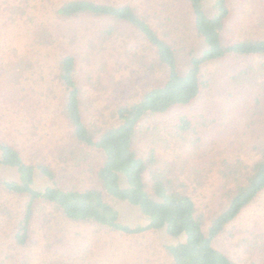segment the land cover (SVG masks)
I'll list each match as a JSON object with an SVG mask.
<instances>
[{
  "label": "trees",
  "instance_id": "obj_1",
  "mask_svg": "<svg viewBox=\"0 0 264 264\" xmlns=\"http://www.w3.org/2000/svg\"><path fill=\"white\" fill-rule=\"evenodd\" d=\"M184 1L190 8L191 29L203 43L201 52L182 51L173 39L177 30L170 27V16L156 11L153 15L149 8L140 10L131 2L63 0L51 6L53 15L46 18L38 12L29 14L23 5L0 7V15L8 11L7 21L16 23L19 29L12 38L19 46L11 43L10 48L14 58L0 61V97L17 113L25 110L19 104L22 99L11 92L5 96V89H13L22 67L40 60L35 54L56 51L62 112L71 133L70 141L57 149L54 163L28 161L18 146L0 138V167L13 168L18 174L17 178L0 175V225L7 227L6 251L0 253V264H33L34 257L28 249L37 243H47L43 257L49 264H73V247L64 227L71 224H88L125 234L163 230L174 240L166 245L173 264H238L218 249L214 240L264 191V142L256 143L259 158L252 165L241 160L222 161L223 202L208 215L193 196L195 183L202 185L206 178L203 168L191 170V160L178 162L165 156L156 141L141 153L136 142L142 121L152 116L165 117L163 128L157 126L153 132L166 142L178 137L187 141L191 132L199 133L195 117L183 112L217 90L214 77L203 72L211 62L222 64L219 89H230L229 98H235L233 91L240 87H246L249 93V97L225 100L224 106L216 104L224 109L222 116L228 126L232 122L238 127L235 113L247 121L264 113L263 69L246 61L264 57V0H249L256 17L248 19L252 25L244 24L254 31L252 35L239 33L233 19V0H212L209 7L207 0ZM21 18L22 25L16 21ZM82 18L101 22L97 34L88 31L87 26L83 32L82 27L73 24ZM152 20H157L164 32ZM126 31L129 37L135 35L141 40L142 49L130 50V43L123 39L125 46L119 54L138 56L146 84L141 90L133 85L127 99L116 104L112 112L117 121L114 124L89 121L83 108L84 85L79 65L82 61L93 62L94 50L83 56L74 42L82 39L87 44L97 35L104 47L95 54L102 55L107 42ZM27 47L31 48L28 54L34 55L24 53L23 48ZM175 111L177 115L173 114ZM195 151L190 152L192 157ZM38 175L46 177L50 184L37 187ZM110 200L139 208L146 223H123ZM38 232L41 237H37ZM246 264L262 263L249 260Z\"/></svg>",
  "mask_w": 264,
  "mask_h": 264
},
{
  "label": "rangeland",
  "instance_id": "obj_2",
  "mask_svg": "<svg viewBox=\"0 0 264 264\" xmlns=\"http://www.w3.org/2000/svg\"><path fill=\"white\" fill-rule=\"evenodd\" d=\"M61 1L63 0H0V7L23 5L26 6L24 9L29 14L38 12L39 15L46 18L53 15L51 6ZM109 1L131 2L140 10L149 8L153 15L156 11L164 17L170 16L173 20L170 27L177 30L175 31L177 33L173 34V39L179 43L182 51L184 53L190 52L191 49L196 52L202 51L203 43L191 29V12L189 5L184 0ZM233 2L236 5L233 19L239 26V33L242 35L254 34V31L244 24L249 18L256 17L255 13L252 14V12H256L254 5L249 0H233ZM211 4L212 0H207V6L209 7ZM8 16V11L0 15V61L4 60L5 62L14 58V54L11 55L10 51L11 43L19 46V43L16 44V40L12 39L15 32L19 30L18 25L9 23ZM16 21L21 24L24 19ZM78 21H74L73 24L79 25L82 30L84 26H87L88 31L96 34L101 23L92 18H82ZM152 21L161 32H164L163 28L159 27L157 20ZM247 24H251V22ZM129 35V31H126L114 41L107 42V47L103 50L105 55L95 54L104 47L97 35L94 41L87 44L82 39L74 42L83 56L94 50L91 56H95V60L88 63L82 61L79 65L80 78L84 85L83 108L89 121L103 125L114 124L117 121L112 116V112L116 104L127 99L128 95L126 96V94H129L133 85L141 90L146 84L144 66L140 64L138 56L119 54V52H123L122 46H125L123 39H127L130 43V50L140 51L142 49L141 40L135 35L130 37ZM20 51L22 52V49ZM23 51L28 54L27 51L30 52L31 48H23ZM55 52L50 51L47 55L44 50L42 51L44 55L31 53L40 57V60L33 65L22 67L23 72L18 78L19 80H16L17 83L15 82L13 89H5V96L11 92L15 98L22 99L19 104L25 110L17 113L15 107L10 103L7 104L2 95L0 97V138L7 139L18 146L28 161L44 160L54 163L57 149L70 141V127L62 112V93L56 78L58 68ZM31 54L28 55L31 56ZM100 60L108 63L111 69L106 64H102ZM246 61L262 68L264 73V57L248 58ZM222 67L220 62H211L204 67L203 72L214 77L217 90L211 91L203 101L196 102L194 106L188 107L183 112L195 117L198 122V134L191 132L187 141L178 137L171 139V143L166 142L161 135L153 132L157 126L163 128L165 117L152 116L142 121L140 135L136 142L137 149L141 153L145 152L153 141H156L165 156L178 162L185 161L184 159L191 160L193 165L191 170L195 167L203 168L201 169L203 172H201L206 178L202 185L195 183L193 196L198 206L207 215L210 211L219 208L223 202L222 161L241 160L244 164L252 165L259 158L258 150L255 148L256 143L264 142V113L262 115L259 113L256 119L249 118V121L243 116L241 117L240 113H235L234 115H237L239 119L236 128L235 123L232 122H229L232 126H228L225 117L222 116L224 109L216 104L223 103L221 105L224 106V101L227 99H237L245 95L249 97L246 87H240L238 91H233L235 98H229L230 89H219L218 82H222ZM106 70L109 73H106ZM13 73H15L14 70ZM102 74L103 76L100 77ZM117 94H119V98L116 97ZM177 113V111L173 112L174 115ZM200 113H204L205 116H199ZM199 136L200 140H196ZM192 150L195 151L193 157L190 154ZM0 175L8 178L18 177L17 171L8 167H0ZM49 184L50 181L46 177L37 176V187L43 188ZM110 201L118 209L123 223L132 226L146 223V218L139 208L124 201ZM64 227L73 247L71 255L73 264H173L166 251V245L174 240L163 230L125 234L88 224H71ZM6 229V226L0 225V253L6 251L7 242L4 237ZM40 235L41 233L38 232L37 237ZM37 239L39 240V238ZM46 244L39 245L37 243L28 249L34 257L33 264H49L43 257ZM214 245L238 264H246L249 260L264 264V191L240 213L224 233L214 240Z\"/></svg>",
  "mask_w": 264,
  "mask_h": 264
}]
</instances>
